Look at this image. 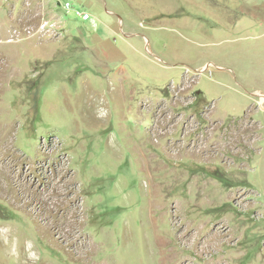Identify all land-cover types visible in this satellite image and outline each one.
Segmentation results:
<instances>
[{
    "label": "rangeland",
    "instance_id": "obj_1",
    "mask_svg": "<svg viewBox=\"0 0 264 264\" xmlns=\"http://www.w3.org/2000/svg\"><path fill=\"white\" fill-rule=\"evenodd\" d=\"M0 264H264V0H0Z\"/></svg>",
    "mask_w": 264,
    "mask_h": 264
},
{
    "label": "built area",
    "instance_id": "obj_2",
    "mask_svg": "<svg viewBox=\"0 0 264 264\" xmlns=\"http://www.w3.org/2000/svg\"><path fill=\"white\" fill-rule=\"evenodd\" d=\"M46 4V3H45ZM44 4V5H45ZM59 5H61L60 3H58ZM63 9L69 13L71 10H74L76 15L81 18L84 21H88L91 20V15L88 12L85 11H81L79 9H75L74 8V4L71 3L70 1L66 2L65 4L62 5ZM61 22L60 19L58 18V16L56 15L55 17H52L51 19H45L42 18V22L38 28L37 33L38 34H44L45 32L47 33H58V30L56 29V25ZM50 26V27H49ZM49 27V29H48ZM34 28L32 26H28V28H26V30L24 32H21L19 30H13L11 33V38H10V42H15L18 39H20V37L24 34V36H31L32 33H34Z\"/></svg>",
    "mask_w": 264,
    "mask_h": 264
},
{
    "label": "crops",
    "instance_id": "obj_3",
    "mask_svg": "<svg viewBox=\"0 0 264 264\" xmlns=\"http://www.w3.org/2000/svg\"><path fill=\"white\" fill-rule=\"evenodd\" d=\"M77 40H78V43H80L81 42V40L79 39V38H76Z\"/></svg>",
    "mask_w": 264,
    "mask_h": 264
}]
</instances>
